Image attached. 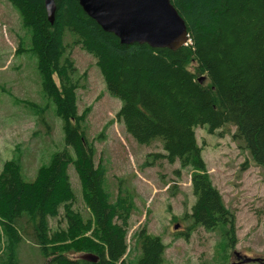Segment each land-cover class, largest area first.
<instances>
[{
  "label": "trees",
  "instance_id": "16d2710c",
  "mask_svg": "<svg viewBox=\"0 0 264 264\" xmlns=\"http://www.w3.org/2000/svg\"><path fill=\"white\" fill-rule=\"evenodd\" d=\"M8 1L30 31L42 89L63 121L66 143L34 180L24 177L19 161H5L0 222L9 243L33 240L44 264H126L134 201L122 193L111 200L105 169L95 165V149L83 128L90 109L80 112L78 105L83 85L72 56L76 47L94 57L107 90L121 100L117 117L128 134L142 145L160 141L164 152L151 153L155 159L192 169L191 228L233 232L235 215L209 179L196 129L208 125L214 133L235 126L234 137L264 167V0H171L191 40L176 50L122 43L78 0H55L54 23L45 0ZM71 167L79 175L89 218L76 206ZM176 234L188 236L180 230ZM137 240V264L164 263L166 245L160 236L143 227ZM86 253L97 261L81 258ZM1 258L0 264H17L13 254Z\"/></svg>",
  "mask_w": 264,
  "mask_h": 264
},
{
  "label": "rangeland",
  "instance_id": "374dc122",
  "mask_svg": "<svg viewBox=\"0 0 264 264\" xmlns=\"http://www.w3.org/2000/svg\"><path fill=\"white\" fill-rule=\"evenodd\" d=\"M30 48V31L21 15L8 0H0V172L5 161L13 159L21 163L24 177L34 180L38 169L66 143L63 121L42 89L38 58ZM72 56L83 85L77 91L79 110L90 109L83 128L95 149V165L105 169L111 200L122 193L134 201L126 264H137L141 253L137 235L143 227L163 239V264H232L239 256L264 258V167L234 137L236 127L228 125L214 133L208 125L196 129L209 179L235 215L234 231L226 235L222 228H191L196 202L192 169L155 159L151 153L164 152L160 141L137 143L118 119L122 102L107 90L94 57L80 47ZM69 171L76 206L89 218L79 175L73 167ZM51 224L54 227L56 221ZM176 224L188 236L177 235ZM40 248L27 238L12 245L0 222L1 259L13 254L17 264H44Z\"/></svg>",
  "mask_w": 264,
  "mask_h": 264
},
{
  "label": "water",
  "instance_id": "95a60500",
  "mask_svg": "<svg viewBox=\"0 0 264 264\" xmlns=\"http://www.w3.org/2000/svg\"><path fill=\"white\" fill-rule=\"evenodd\" d=\"M84 11L104 30L124 44H148L176 50L189 40L188 26L171 0H78ZM48 18L54 23L55 0H45ZM204 81V76L200 77ZM179 226L176 225L177 229ZM81 258L97 261L91 253ZM253 259H246L250 261Z\"/></svg>",
  "mask_w": 264,
  "mask_h": 264
}]
</instances>
